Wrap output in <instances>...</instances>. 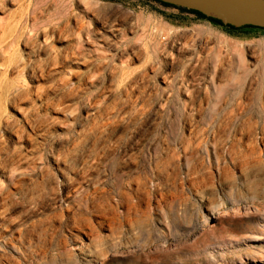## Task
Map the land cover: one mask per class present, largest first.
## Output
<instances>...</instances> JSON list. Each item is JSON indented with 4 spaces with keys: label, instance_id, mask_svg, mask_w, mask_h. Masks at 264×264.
<instances>
[{
    "label": "rangeland",
    "instance_id": "rangeland-1",
    "mask_svg": "<svg viewBox=\"0 0 264 264\" xmlns=\"http://www.w3.org/2000/svg\"><path fill=\"white\" fill-rule=\"evenodd\" d=\"M63 1L65 4L69 2L71 7L69 26L75 28V39L72 37L59 41L55 33V22L40 28L37 37L26 38L22 28L33 23V16L25 11L31 0H0V44L4 42L0 45V83L5 84L6 77V81L14 83L15 86L24 84L32 92L30 93L32 100L36 88L46 90L52 84L56 83L55 86L61 84L59 80L79 87L75 97H70L63 103L65 108L62 109L67 110L69 116L65 113L57 116V125L48 134L51 135L55 130V134L59 136L52 149L55 153L64 152L65 147L67 149L65 140L70 134L75 137L77 143V139L86 131L99 110L105 109L106 113L103 114L101 126L99 125L102 127L98 130L101 138L106 139L110 127L116 123L117 131L109 135L108 144L105 143L107 151L105 153L99 151L97 159L89 160L87 164L94 163L97 166V175L91 172L81 178L79 170L75 193L71 194L70 200L66 203H58V206L59 204L63 208L69 206L72 213L88 218L95 227L98 222H103L104 226L99 231L103 237H108L110 233L107 224H113L112 229L122 234L128 231L129 235L126 237L114 236L121 237L123 241L126 238L124 245L112 249L104 259L100 257L94 259L91 264H264V89L263 95L258 96V91L256 93V73L262 72L261 61L264 58V50L260 46L264 42V31L230 32L189 13L181 16L176 24L169 26L156 18H149L148 15L137 17L124 9H118L121 14L117 18H105L90 15L75 0ZM53 4L54 0L44 3L41 9L44 13L39 17L46 18L53 11ZM110 27L118 29L114 36L108 32ZM199 30L203 33L198 34ZM143 35L148 38L153 36L160 43L154 60H147L143 49L146 40L138 41ZM77 36L80 44L76 41ZM70 45L72 47L75 45L76 48L73 50L74 59L70 55L69 59L72 60L63 62V65L42 67L45 59L54 58L57 52H60L63 58L65 49ZM233 48L241 53L245 67L252 75L248 78L241 95L234 97L235 92L230 90L220 100L212 102L206 95V92L212 91L210 54L217 51L223 57L222 66L213 77L216 85H224L226 75L231 72L234 64ZM76 60L82 62L84 67L75 64ZM125 66L128 67L129 75L122 86L119 77ZM184 66L186 69L182 72ZM16 69L20 70L18 71L20 73ZM41 69L43 77L38 75ZM157 69L162 71V77L165 76L166 80L157 77L155 82L151 81ZM41 93L39 91V94ZM126 93L130 96L128 99ZM55 94L60 95L58 92ZM116 98L122 103L112 107L111 103L116 101ZM7 105L9 103L0 109V115L4 120L6 118L23 120L22 112L30 107L28 100L12 103L10 107ZM40 114L43 120H49L51 115L45 111H41ZM238 141L242 143L241 148L246 151V156L242 157L239 154L241 151L239 145H235L231 155L225 154V149ZM48 143L46 153L51 165L53 161L52 155L48 153ZM108 146L111 147L108 149ZM227 157H230L229 160ZM102 167L103 169H100ZM97 192L102 193L96 196ZM120 193L129 196L121 197ZM129 205L136 206V209L126 214ZM92 206L95 210L90 209L86 212V208ZM97 208H100L99 211ZM30 210L31 208L27 207L23 211L16 210L11 214V220L15 223L26 221L23 226H16L8 235L2 234L3 229L0 230V255L3 253L0 256L2 257L0 264H11L12 261L18 264H24V261L25 264L31 262L40 264L36 262L37 257L33 253L32 244L35 245L36 242H33L35 239L30 240L27 236L26 240H30L31 243L22 244L24 247H18L17 243L18 232L35 220L28 213ZM203 218L208 219L206 225H202ZM68 230L62 232L64 238L66 235L68 237L65 238L69 242L67 246L79 248L81 244H88L87 237L75 230ZM130 232L135 234L134 239ZM7 241L18 244L15 247L19 249L21 256L17 255L15 249L8 247ZM69 246L67 250L70 249ZM115 251L119 254L113 255L112 252ZM53 253H55L53 248L47 251L45 262L53 261L50 258ZM23 255L26 256V260ZM22 259L24 261L21 262ZM77 261L78 264H86L83 262L82 253L78 254ZM15 262L12 264H16ZM52 264L63 262L55 260Z\"/></svg>",
    "mask_w": 264,
    "mask_h": 264
},
{
    "label": "bare ground",
    "instance_id": "bare-ground-1",
    "mask_svg": "<svg viewBox=\"0 0 264 264\" xmlns=\"http://www.w3.org/2000/svg\"><path fill=\"white\" fill-rule=\"evenodd\" d=\"M49 0H31V4L27 5L25 8V11L28 13V15L33 16V23L32 25H24L22 30L26 33V38H33L37 37L38 30L40 28H45L52 22H55L56 28L55 33H57L58 40L62 41V39H70L74 37L75 39V28H71L69 26V9L71 8L70 5L63 0H54V4L52 5L54 8L53 11L48 14L46 18L39 17L44 12L41 11L42 7L44 6V3L48 2ZM53 1V0H52ZM68 1V0H67ZM51 2V0H50ZM10 4V3H9ZM14 4V3H13ZM16 4V3H15ZM27 4V3H25ZM12 5V4H11ZM10 5V6H11ZM13 7V6H12ZM14 8V7H13ZM9 9V8H8ZM22 9V8H21ZM88 9V8H87ZM90 9V8H89ZM47 10V8H46ZM9 11V10H8ZM24 11V12H25ZM49 11V10H48ZM79 11V10H78ZM87 11V10H86ZM21 12V11H20ZM24 14V13H23ZM72 14V13H71ZM75 14V12H74ZM79 14V13H78ZM4 15V14H3ZM27 15V14H26ZM25 15V17H26ZM82 15V14H81ZM22 16V15H21ZM46 16V14H45ZM1 17V16H0ZM43 18V19H42ZM88 18V17H87ZM150 18V17H149ZM7 19V18H6ZM41 19V20H40ZM90 19V18H89ZM1 20V19H0ZM74 20V19H73ZM81 21V20H80ZM83 21V19H82ZM19 22V21H18ZM16 22V23H18ZM31 22V21H30ZM105 22V21H103ZM102 22V23H103ZM136 22V21H135ZM7 23V22H6ZM5 23V24H6ZM52 23V24H53ZM71 23V21H70ZM100 23V24H102ZM139 23V21H138ZM82 25V24H81ZM108 25V24H107ZM110 25V24H109ZM136 25V24H135ZM133 25V26H135ZM18 26V25H16ZM113 26V25H112ZM138 26V25H137ZM79 27V26H78ZM81 27V26H80ZM100 27V26H99ZM4 28V27H3ZM54 28V27H53ZM77 28V27H76ZM164 28V27H163ZM52 29V28H50ZM49 29V30H50ZM95 29V28H94ZM146 29V28H145ZM54 30V29H53ZM79 30V29H78ZM76 30V31H78ZM91 30V29H90ZM135 30V29H133ZM155 30V29H154ZM160 30V29H158ZM163 30V29H162ZM204 30V29H203ZM2 31V30H1ZM165 31V30H164ZM205 31V30H204ZM43 32V31H42ZM95 32V31H93ZM109 33L114 36V33L118 32V29L115 27H110L108 30ZM126 32V31H125ZM157 32V31H156ZM161 32V30H160ZM2 33V32H1ZM14 33V32H13ZM45 33V32H43ZM91 33V32H90ZM139 33V32H138ZM203 31L199 30L198 34H202ZM42 34V33H41ZM120 34V33H119ZM143 34V33H142ZM47 35V34H45ZM84 36V34H82ZM203 36V35H202ZM43 37V36H42ZM55 37V35H54ZM120 38V37H119ZM138 38V37H137ZM25 39V38H24ZM23 39V41H24ZM56 39V38H55ZM91 39V38H90ZM52 40V39H51ZM50 40V41H51ZM102 40V39H101ZM105 40V38H104ZM114 40V39H113ZM138 40V39H137ZM143 40H146L143 44V49L145 51V55L148 57L147 60H154L157 57V53L159 51L160 43L155 40L153 36H150V38L145 37L144 35L142 37H139V42H142ZM20 40V42H23ZM33 41V40H32ZM35 41V40H34ZM43 41V39H42ZM57 41V40H56ZM76 41L80 44V39L77 36ZM93 41V40H92ZM6 42V41H5ZM49 42V41H48ZM47 42V43H48ZM225 42V41H224ZM4 43V42H3ZM2 43V44H3ZM25 43V42H24ZM42 43V42H41ZM125 43V42H124ZM123 43V44H124ZM0 44V45H2ZM23 44V43H22ZM26 44V43H25ZM65 44V43H64ZM63 44V45H64ZM104 44V43H103ZM45 45V44H44ZM43 45V46H44ZM21 46V45H20ZM47 46V44H46ZM49 46V45H48ZM261 48L264 50V42L260 44ZM34 47V46H32ZM52 47V46H51ZM63 47V46H62ZM26 48V47H25ZM35 48V47H34ZM66 48V47H65ZM117 48V47H116ZM45 49V48H44ZM58 49V48H57ZM76 50L75 45L72 47L71 45L68 46L64 51V57L62 58L61 53L57 52L54 56V58H47L46 61L42 63V67L52 66L55 67L58 65H63V62H68L71 58L74 59V51ZM43 50V49H42ZM41 50V51H42ZM121 50V49H120ZM29 51V50H28ZM40 51V52H41ZM73 51V52H72ZM48 52V51H47ZM53 52V51H52ZM76 52V51H75ZM27 53V52H26ZM29 53V52H28ZM42 53V52H41ZM63 53V52H62ZM233 53V60L234 64L232 65L231 72L226 75V82L224 85H216L214 83V75L216 72L221 68L223 64V57H221V54H219L217 51L212 52L209 57V62L212 67L211 70V87L212 91L209 90L206 92L207 98L212 102H217L220 100L226 92L233 90L235 93L233 96H239L242 94L244 86L246 82L248 81V78L252 75L248 68L245 67L244 59L241 55V53L237 49H232ZM48 54V53H47ZM77 54V52H76ZM30 55V54H29ZM32 55V54H31ZM70 55L72 56L70 59ZM87 55V54H86ZM35 56V55H34ZM41 56V55H40ZM83 56V55H82ZM30 57V56H28ZM27 58V57H26ZM32 58V57H31ZM37 58V57H36ZM62 58V59H61ZM92 58V56H91ZM28 60V59H27ZM26 60V61H27ZM43 60V59H42ZM72 60V59H71ZM81 60V59H80ZM30 61V60H29ZM38 61V60H37ZM33 62V60H32ZM94 62V61H93ZM148 62V61H147ZM23 63V62H22ZM29 63V62H28ZM35 63V62H34ZM86 63V62H85ZM90 63V62H89ZM88 63V64H89ZM149 63V62H148ZM75 64L82 65V62H78L76 60ZM151 64V63H150ZM28 65V64H27ZM33 65V64H31ZM37 65V63H36ZM87 65V64H86ZM261 68L262 72L256 73V83H257V90L258 96L263 95V89H264V58L261 61ZM25 66V64H24ZM75 66V65H74ZM32 70L33 69V66ZM30 67V68H31ZM56 67V68H57ZM60 67V66H59ZM84 67V66H83ZM86 67V66H85ZM88 67V66H87ZM94 67V66H93ZM100 67V66H99ZM22 68V67H21ZM25 68V67H23ZM29 68V67H27ZM98 68V67H97ZM19 69V68H18ZM36 69V68H35ZM49 69V68H48ZM52 69V68H51ZM96 69V68H95ZM186 69V66L182 68V72H184ZM15 70V69H14ZM47 70V68H46ZM101 70V69H100ZM17 71V69H16ZM15 71V72H16ZM20 71V70H18ZM17 71V72H18ZM26 71V70H25ZM24 71V72H25ZM30 71V70H29ZM56 71V69H55ZM14 72V71H13ZM22 72V71H21ZM32 72V71H31ZM50 72V71H49ZM81 72V71H80ZM93 72V70H92ZM7 73V72H6ZM20 73V72H18ZM23 73V72H22ZM41 73V74H40ZM38 75L43 77V69H41ZM51 73V72H50ZM57 73V72H56ZM60 73V72H59ZM78 73V72H77ZM94 73V72H93ZM46 74V73H45ZM91 74V73H90ZM220 74V73H219ZM56 75V74H55ZM59 75V74H58ZM63 75V74H62ZM76 75V74H73ZM72 75V76H73ZM93 75V74H92ZM91 75V76H92ZM128 67L125 66L122 68L120 73V81L122 86L125 85L126 81L128 80ZM19 76V75H18ZM29 76V75H28ZM255 76V75H254ZM11 77V74H10ZM88 77V76H87ZM86 77V78H87ZM160 77L164 80H166V77H162V71L160 69H157L154 71L151 81L155 82L156 78ZM26 78V77H25ZM33 78V76H32ZM50 78V77H49ZM55 78V77H54ZM72 78V77H71ZM31 79V78H30ZM44 79V78H43ZM74 79V78H73ZM79 79V77H78ZM5 84L0 83V109L1 107L4 108L6 106V103H9L7 107L11 106V104L19 103L23 100H28L30 103V107L27 108L28 110L22 112L23 120H10L9 118H6L5 120L0 115V230H2V234L8 235L12 232V230L16 226H23L26 221L19 223H15V221L11 220V214L16 211L20 210L23 211L25 208L29 207L31 208L30 216L31 218H35V220L31 224H29L24 230H20L18 232L19 239L17 243L19 244H12L11 241L9 242L8 247L15 249L17 251V255L21 256L20 251L15 245L24 247V243L30 244V240L35 239L33 242H36L33 246V253L36 255L37 260L36 262L40 264H52L55 260H60L63 262V264H78L77 256L78 254L84 256V261L86 264H91L94 259H97L98 257L104 259L106 255L114 248H117L119 245H124V242L126 241V238L124 241L121 237H114V236H127V233L122 234L121 232H117L115 229H112L111 224H107V227L110 231L108 237H103L100 235L99 231L104 226L103 222H98L96 224V227L91 223V221L88 218L82 217L80 214L72 213V209L69 206H66L63 208L61 204L58 203H66L71 198V194L75 193V185L78 184V175L79 170L81 178L85 176V174L93 173L96 174L98 168L96 165H87L89 163V160H96L97 159V153L101 151L102 153H105L106 150V144L109 139V135H113L117 131L116 123L115 126L110 127L109 135L106 137V139L101 138L99 136L98 130L102 129L100 128V122L103 119V114L105 113L104 110H99L98 115L91 120V123L87 126L86 131L81 134L79 139H77V143H75V137L70 134L66 138V145L67 149L65 147L64 152L63 151H52L53 145L56 143V141L59 139V136L55 134V130L51 135V130L55 129L57 122V116L62 114H67V110H64L63 103L73 96L75 97V92L79 87H75V85H70L66 81L59 80L61 84H55L48 87V89L41 90V86L39 88H36V92L33 95L34 100H32V96L30 93H32L24 84L20 85L19 82L16 83L15 86L14 83H11L9 81H6V77L4 79ZM49 80V79H48ZM48 80L46 82H48ZM52 80V79H51ZM32 81V79H31ZM34 81V80H33ZM36 81V80H35ZM55 82V81H54ZM57 82V81H56ZM82 82V81H81ZM165 82V81H164ZM217 82V81H215ZM252 82V81H251ZM42 83V82H41ZM85 83V82H83ZM254 83V82H253ZM29 84V83H28ZM38 84V83H37ZM43 84V83H42ZM97 84V83H96ZM251 84V83H250ZM166 85V84H165ZM36 86V85H35ZM171 86V85H170ZM247 86V85H246ZM43 87V86H42ZM81 87V86H80ZM83 87V85H82ZM81 87V88H82ZM45 88V87H44ZM35 89V88H34ZM33 89V90H34ZM81 90V89H80ZM79 90V91H80ZM87 89H85L86 91ZM121 90V89H120ZM170 90V89H169ZM39 91L42 93L39 94ZM53 91V92H52ZM51 94H49V93ZM60 93L59 96H57L55 93ZM98 92V91H96ZM163 92V91H162ZM250 92V91H249ZM84 93V92H82ZM157 94V93H156ZM246 95V94H245ZM31 96V97H30ZM81 96V95H80ZM157 96V95H156ZM249 96V95H248ZM78 97V96H76ZM130 96L128 93H126V99H128ZM151 97V96H150ZM160 97V95H159ZM118 98V97H117ZM118 103L116 101H113L111 103L112 107H116L119 103L121 104L122 101L120 99H117ZM253 98V97H252ZM79 99V98H78ZM170 99V98H169ZM233 99V98H232ZM98 100V99H97ZM125 100V99H124ZM231 100V99H230ZM94 101V100H93ZM96 101V100H95ZM172 101V100H171ZM227 101V100H226ZM233 101V100H232ZM245 101V100H244ZM205 102V101H204ZM66 103V102H65ZM192 103V102H191ZM208 103V102H207ZM231 103V102H230ZM68 104V103H67ZM66 104V106H67ZM72 104V103H71ZM228 104V103H225ZM234 104V103H233ZM19 105V104H18ZM109 105V107H111ZM114 105V106H113ZM208 105V104H207ZM214 105V104H213ZM232 105V104H231ZM255 105V104H254ZM62 106V107H61ZM123 106V105H122ZM210 106V105H209ZM215 106V105H214ZM222 106V105H221ZM252 106V105H251ZM19 107V106H18ZM25 107V106H24ZM12 108V107H11ZM23 108V107H22ZM68 108V107H67ZM107 108V107H106ZM220 108V107H219ZM231 108V107H230ZM247 108V107H246ZM20 109V108H19ZM108 109V108H107ZM202 109V108H201ZM214 109V108H213ZM245 109V108H244ZM14 110V109H13ZM17 110V109H16ZM15 110V111H16ZM92 110V109H91ZM188 110V109H187ZM197 110V109H196ZM219 110V109H218ZM235 110V109H234ZM41 111L50 112L51 115L49 117V120H43L42 115L40 114ZM88 112V111H87ZM92 112V111H91ZM215 112V110H214ZM79 113V112H78ZM227 113V112H226ZM20 114V112H19ZM45 115V114H44ZM68 115V114H67ZM11 116V115H10ZM47 116V115H46ZM69 116V115H68ZM105 116V115H104ZM21 117V116H20ZM215 117V116H214ZM88 118V117H87ZM92 118V117H91ZM110 118V117H109ZM206 118V117H205ZM230 118V117H229ZM248 118V117H247ZM20 119V118H19ZM70 120V118H69ZM68 120V121H69ZM84 120V119H83ZM112 121V118L110 119ZM114 120V119H113ZM67 121V120H66ZM75 121V120H72ZM132 121V119H131ZM239 121V120H237ZM247 121V120H246ZM260 121V120H259ZM85 122V121H83ZM118 122V121H117ZM186 122V121H185ZM248 122V121H247ZM256 122V121H255ZM66 123V122H65ZM108 123V122H106ZM242 123V122H241ZM104 124V123H102ZM142 124V123H141ZM194 124V123H193ZM243 124V123H242ZM106 126V124H104ZM118 125V123H117ZM187 125V124H186ZM245 125V124H244ZM101 126V125H100ZM142 126V125H141ZM59 125L57 126V128ZM61 127V126H60ZM65 127V126H63ZM126 127V126H125ZM144 127V126H143ZM243 127V126H242ZM100 128V129H99ZM127 128V127H126ZM130 128V127H129ZM244 128V127H243ZM201 128H199L200 130ZM108 130V129H107ZM139 130V129H138ZM197 130V129H196ZM243 131V130H242ZM122 132V131H121ZM199 132V131H198ZM221 132V131H220ZM225 132V131H224ZM251 132V131H250ZM101 133V132H100ZM255 133V131H254ZM219 134V133H218ZM242 134V133H241ZM257 134V133H256ZM49 136L48 140L46 139L47 136ZM130 135V134H129ZM195 135V134H194ZM247 135V134H246ZM118 136V135H117ZM122 136V135H121ZM196 136V135H195ZM199 136V135H198ZM250 136V135H249ZM145 137V136H144ZM121 139V137H120ZM129 139V138H128ZM260 139V137H259ZM258 139V140H259ZM41 140V141H38ZM61 140V139H60ZM59 140V141H60ZM115 140V139H114ZM247 140V139H246ZM264 140V139H263ZM51 143L49 144L48 142ZM113 141V140H111ZM116 141V140H115ZM120 141V140H119ZM122 141V140H121ZM172 141V140H171ZM233 141V140H232ZM254 141V139H253ZM262 141V140H261ZM117 142V141H116ZM131 142V141H130ZM48 143V153L52 155V164L49 163V158L47 157L46 153V144ZM62 143V142H61ZM119 143V142H117ZM125 143V142H124ZM244 143V142H243ZM258 143V141H257ZM264 143V142H263ZM108 144V143H107ZM180 144V143H179ZM224 144V143H223ZM114 145V144H113ZM128 145V144H127ZM187 145V143H186ZM235 145H239L240 148L242 146V143L238 141L236 144H232L227 149H225V154L233 153ZM261 145V144H260ZM59 146V145H57ZM116 146V145H115ZM120 146V145H119ZM137 146V145H135ZM134 146V147H135ZM164 146V144L162 145ZM219 146V145H218ZM228 146V145H227ZM258 146V145H257ZM111 146H108V149ZM114 147V146H113ZM139 147V146H138ZM260 147V146H259ZM115 148V147H114ZM165 148V147H164ZM211 148V147H210ZM218 148V147H217ZM113 149V148H112ZM251 149V148H250ZM262 149V148H261ZM114 150V149H113ZM135 150V149H134ZM175 150V148H174ZM258 150V149H257ZM260 150V148H259ZM115 151V150H114ZM129 151V150H128ZM176 151V150H175ZM178 151V149H177ZM251 151V150H250ZM254 151V150H253ZM111 152V150H110ZM121 152V151H120ZM211 152V151H210ZM252 152V151H251ZM79 153V155H78ZM109 153V152H108ZM114 153V152H113ZM112 153V154H113ZM128 153V152H127ZM100 154V153H99ZM98 154V155H99ZM219 154V153H218ZM236 154V152H235ZM239 154L244 157L246 156V151L241 148V151H239ZM261 154V152L259 153ZM108 155V154H107ZM121 155V154H120ZM173 155V154H172ZM101 156V155H100ZM168 156V155H167ZM177 157V153L175 154ZM255 156V155H254ZM253 156V157H254ZM111 157V156H110ZM218 157V156H217ZM123 158V157H122ZM136 158V157H135ZM219 158V157H218ZM228 158V157H227ZM230 158V157H229ZM228 158V160H229ZM234 158V157H233ZM247 158V157H246ZM109 159V158H108ZM260 159V158H259ZM224 160V159H223ZM227 160V159H226ZM252 161V160H251ZM160 162V161H159ZM228 162V161H227ZM234 162V161H233ZM237 162V161H236ZM216 163V162H215ZM239 163V162H237ZM250 163V162H249ZM99 164V162H98ZM224 164V163H223ZM176 165V164H175ZM200 165V163H199ZM217 165V164H215ZM222 165V164H221ZM234 165V164H233ZM134 166V164H133ZM198 166V165H197ZM100 167V166H99ZM247 167V165H246ZM133 168V167H132ZM213 168V167H212ZM100 169H103L100 168ZM174 169V168H173ZM211 169V168H210ZM215 169V168H214ZM218 169V168H216ZM226 169V168H225ZM165 171V169H164ZM105 172V171H104ZM171 172V171H170ZM191 172V171H190ZM208 172V171H206ZM205 172V173H206ZM160 174V173H159ZM165 174V173H164ZM179 174V173H178ZM93 175V174H92ZM94 175V176H95ZM109 175V174H108ZM172 175V174H171ZM188 175V173H187ZM205 175V174H203ZM262 175V174H261ZM76 176V178H75ZM185 176V175H184ZM245 176V174H244ZM243 176V177H244ZM87 177V176H86ZM90 177V174L88 178ZM116 177V176H115ZM182 177V176H181ZM193 177V175H192ZM164 178V177H163ZM162 178V180H163ZM184 178V177H183ZM93 179V178H92ZM192 179V178H191ZM263 179V178H262ZM86 180V178H85ZM156 180V178H155ZM221 180V179H220ZM88 181V180H87ZM86 181V182H87ZM209 181V180H207ZM84 182V181H83ZM89 182V181H88ZM107 183V182H106ZM161 183V182H160ZM173 183V180H172ZM199 183V182H198ZM212 183V182H211ZM201 184V183H199ZM213 184V183H212ZM83 185V184H82ZM81 185V186H82ZM90 185V184H89ZM105 185V184H104ZM134 185V184H132ZM131 185V186H132ZM150 185V184H149ZM185 185V184H184ZM187 185V184H186ZM196 185V184H195ZM79 186V185H78ZM210 186V185H209ZM226 186V185H225ZM247 186V185H246ZM94 187V186H93ZM194 187V186H193ZM196 187V186H195ZM246 188V187H245ZM106 189V188H105ZM139 189V188H138ZM141 189V188H140ZM89 190V189H88ZM94 190V189H93ZM92 190V191H93ZM250 190V189H249ZM86 192V191H85ZM143 192V191H142ZM146 192V191H144ZM143 192V193H144ZM219 192V191H218ZM102 192H97L99 196ZM252 193V192H251ZM66 194V196H64ZM90 194V192H89ZM91 195V194H90ZM121 197L128 198L129 195H125L123 193L119 194ZM132 195V194H131ZM144 195V194H142ZM89 197V196H88ZM142 197V196H141ZM140 197V199H141ZM144 197V196H143ZM133 198V196H132ZM139 199V198H138ZM143 199V198H142ZM145 199V198H144ZM143 199V200H144ZM215 199V198H214ZM85 200V199H83ZM82 200V201H83ZM106 200V199H104ZM112 200V199H111ZM158 200V199H157ZM216 200V199H215ZM225 200V199H224ZM113 201V200H112ZM111 201V204H112ZM116 201V199L114 200ZM123 201V200H122ZM86 202V200H85ZM126 202V201H125ZM93 203V202H92ZM101 203V202H100ZM118 203V202H117ZM116 203V204H117ZM122 203V202H121ZM124 203V201H123ZM142 203V202H141ZM144 203V202H143ZM147 203V202H146ZM160 203V202H159ZM228 203V202H227ZM69 204V203H68ZM83 204V203H82ZM81 204V205H82ZM102 204V203H101ZM104 204V203H103ZM119 204V203H118ZM130 204V203H129ZM207 204V203H206ZM107 205V203H106ZM110 206V204L108 203ZM107 205V206H108ZM144 206V204H141ZM91 206V205H90ZM97 206V205H96ZM105 206V205H104ZM103 206V207H104ZM123 206V205H122ZM125 206V203H124ZM149 206V205H148ZM79 207V206H78ZM117 207V206H116ZM118 207H120L118 205ZM117 207V208H118ZM75 208V207H74ZM124 208V207H123ZM141 208V207H140ZM159 208V206H158ZM187 208V207H186ZM90 209H94L92 207L86 208V212H89ZM98 209V208H97ZM100 209V208H99ZM98 209V211H99ZM104 209V208H102ZM110 209V208H109ZM122 209V208H121ZM136 209V206L129 205L126 209V214H129L130 211ZM95 210V209H94ZM120 210V209H119ZM125 210V209H123ZM161 210V209H160ZM101 211V210H100ZM121 211V210H120ZM150 212V211H149ZM222 212V211H221ZM120 213V212H118ZM220 213V212H219ZM23 214V213H22ZM108 214V213H107ZM114 214V213H113ZM27 215V214H26ZM25 215V216H26ZM102 215V213H101ZM111 215V212H110ZM121 215V214H120ZM125 215V214H124ZM24 216V217H25ZM92 216V215H91ZM94 216V215H93ZM116 216V215H115ZM132 216V214H131ZM28 217V216H27ZM95 217V216H94ZM97 217V216H96ZM102 217V216H101ZM100 217V218H101ZM112 217V216H110ZM114 217V216H113ZM30 218V217H28ZM109 218V216H108ZM24 219V218H23ZM103 219V217H102ZM18 220V219H17ZM26 220V219H25ZM109 220V219H108ZM208 220V219H207ZM207 220L203 218L202 225H206ZM29 221V220H28ZM113 221V219H112ZM123 221V220H122ZM129 221V220H128ZM96 222V221H95ZM107 222V221H106ZM127 222V221H126ZM184 222V220H183ZM120 223V222H119ZM128 223V222H127ZM27 224V223H26ZM124 224V223H123ZM120 225H118L119 227ZM122 226V224H121ZM120 226V227H121ZM126 227V226H125ZM106 228V227H105ZM69 229L68 231L75 230L78 232V234H81L85 237H87L88 244L82 245L77 248L76 247H70L69 250H67L68 246L67 240L62 236L63 230ZM107 229V230H108ZM121 229V228H119ZM106 230V231H107ZM105 231V230H104ZM1 234V233H0ZM14 234V233H13ZM12 234V236H14ZM65 234V233H63ZM68 234V233H67ZM71 234V233H70ZM27 236L30 240H26ZM70 236V235H68ZM130 236H134L135 234H132L130 232ZM141 236V234H140ZM68 238V237H67ZM75 239V237H74ZM86 239V238H85ZM2 240V237H1ZM9 240V239H8ZM11 240V238H10ZM14 240L16 242V239L14 237ZM75 241V240H74ZM1 242V241H0ZM112 243V244H111ZM164 243V242H163ZM75 244V243H74ZM108 244H111L108 246ZM1 245H3L1 243ZM7 245V244H6ZM4 246V245H3ZM2 246V247H3ZM21 247V248H22ZM53 248L55 250V253L51 255L50 258H52L53 261L45 262L46 259V253L49 249ZM4 249V248H3ZM8 251V250H6ZM4 252V251H2ZM24 252V251H22ZM78 252V254L76 253ZM124 254L125 251H123ZM122 252V253H123ZM1 253V252H0ZM11 253V251L9 252ZM26 253V251H25ZM77 255H76V254ZM3 254V253H2ZM1 254V255H2ZM24 254V253H23ZM33 254V255H34ZM50 254V253H49ZM113 255H118L119 252L115 251L112 252ZM123 254V255H124ZM0 255V256H1ZM14 256V254L12 253ZM28 255V253H27ZM16 256V255H15ZM8 257H10L8 255ZM23 258L26 256L23 255ZM21 257V258H22ZM35 257V258H36ZM6 258V256L4 257ZM11 258V257H10ZM9 258V259H10ZM17 258V257H16ZM19 258V257H18ZM34 258V259H35ZM2 260V257H0ZM7 259V258H6ZM4 259V261H8ZM81 259V258H80ZM20 260V259H19ZM26 260V258H25ZM83 260V258H82ZM12 261V259L10 260ZM24 261L23 259L21 262ZM30 261V259H29ZM15 261H12L14 263ZM28 262V261H27ZM35 262V261H34ZM2 263V262H1ZM11 263V262H10ZM11 263V264H12ZM16 263V262H15ZM26 262L24 261V264ZM9 264V263H8ZM18 264V263H16ZM32 264V262H31Z\"/></svg>",
    "mask_w": 264,
    "mask_h": 264
},
{
    "label": "water",
    "instance_id": "water-1",
    "mask_svg": "<svg viewBox=\"0 0 264 264\" xmlns=\"http://www.w3.org/2000/svg\"><path fill=\"white\" fill-rule=\"evenodd\" d=\"M197 12L236 29L252 27L264 30V0H154Z\"/></svg>",
    "mask_w": 264,
    "mask_h": 264
},
{
    "label": "crops",
    "instance_id": "crops-1",
    "mask_svg": "<svg viewBox=\"0 0 264 264\" xmlns=\"http://www.w3.org/2000/svg\"><path fill=\"white\" fill-rule=\"evenodd\" d=\"M75 2L80 4L84 8V11L87 10L92 16L98 15L105 16V18H117L121 14L118 12V9H124L134 13L137 17L148 15L151 19L156 18L168 26L170 24H176L177 20L181 19V16L187 15L185 12L175 8L165 7L153 0H75ZM174 13L179 14L176 15ZM247 30L259 29H242L241 31Z\"/></svg>",
    "mask_w": 264,
    "mask_h": 264
},
{
    "label": "trees",
    "instance_id": "trees-1",
    "mask_svg": "<svg viewBox=\"0 0 264 264\" xmlns=\"http://www.w3.org/2000/svg\"><path fill=\"white\" fill-rule=\"evenodd\" d=\"M155 2H157V1H155ZM157 3H159V2H157ZM159 4H161V5L165 6V7L175 8V9H178V10H180L182 12L195 15L196 17H198L201 20H207L208 22L213 23V24L218 25V26H221V27L225 28L226 30H228L230 32H239L242 29H256V28H252V27H244V28H241V29H236V28H233V27H230V26H223L219 21L214 20V19H210V18H206V17L202 16L201 14H199L197 12L189 11V10L178 8V7H173V6L162 4V3H159Z\"/></svg>",
    "mask_w": 264,
    "mask_h": 264
}]
</instances>
